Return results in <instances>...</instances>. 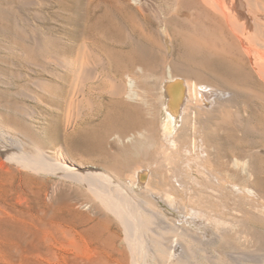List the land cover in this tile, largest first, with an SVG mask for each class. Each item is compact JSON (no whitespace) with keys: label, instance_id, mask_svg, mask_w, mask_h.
<instances>
[{"label":"bare ground","instance_id":"6f19581e","mask_svg":"<svg viewBox=\"0 0 264 264\" xmlns=\"http://www.w3.org/2000/svg\"><path fill=\"white\" fill-rule=\"evenodd\" d=\"M48 1L58 5L63 34L51 36L36 25L32 30L25 26L15 41L36 50L41 59L29 60L30 69L48 76L39 79L46 85L42 99L66 112L61 136H68L93 113L97 90L99 96L107 95L104 127H86L74 134L73 148L93 152L91 144L97 141L98 151L109 156L117 171H126L127 182L97 164L77 162L59 148L54 155L46 149L27 155L15 138L17 132L8 129V140L0 134V151L33 169L82 181L102 194L114 184L136 200L134 207L148 219L153 217L155 225L146 232L150 222L142 223L137 213L131 217L135 208L120 202L127 221L123 234L104 215L81 213L79 204L89 201L84 204L65 191L59 180L43 183L24 188L19 207L0 197V264H26L31 246L61 247V237L79 251L81 233L96 241L95 257L83 264H120L121 259L110 258L109 252L122 253L118 242L131 238L149 249L155 241L167 254L164 264H185V236L209 245L223 241V257L231 264H264V251L237 247L253 246L251 232L242 227L245 220L264 222V0L171 1L160 24L140 0ZM37 3L42 1L20 0L19 7ZM174 17L184 24L203 22L207 31L172 29ZM175 37L184 48L180 59L174 57ZM215 58L245 73L235 82L212 83L203 73ZM7 119L22 126L26 120ZM129 151L140 158L124 157ZM136 188L154 200L168 201L178 217L169 219L164 210L151 209L136 195ZM161 229L173 234L162 237ZM132 250L135 254L134 246Z\"/></svg>","mask_w":264,"mask_h":264},{"label":"rangeland","instance_id":"374dc122","mask_svg":"<svg viewBox=\"0 0 264 264\" xmlns=\"http://www.w3.org/2000/svg\"><path fill=\"white\" fill-rule=\"evenodd\" d=\"M40 1H42V3H37L39 5L36 6L34 5L33 7L31 6L21 9L19 7L20 0H0V134L2 137L3 136L5 137V135L7 137L8 130H11L14 133L17 132L15 135H17L18 138L15 135L13 136H15L16 140H18L23 145V146L21 145V147L26 151L24 152L27 155L36 156L39 154L40 150H45V149H46L45 151H48V153L54 155L55 152L57 153L59 148V150L60 149L63 151L65 150L64 154L67 153L65 154L66 156L75 159L77 162L87 163V164L88 163L97 164L100 166L101 169H104L105 171L108 170L107 172L109 171L110 172L113 171L114 173L116 172L113 176L111 175L112 177L118 176L120 180H122L123 182L125 181L127 182L126 179L127 177H125L126 174L124 173L126 171L124 172L122 170L119 171V169L117 171V167H115L112 164V162L109 159V156L98 151L97 141H94L91 144V145L94 144V147L97 149V150L95 149L93 152L82 153L75 151L73 148L72 138L76 135L77 132L81 131L86 127L97 128L98 130L104 127L101 123L104 122L108 111L107 109L108 107L106 104V99H107L106 94L103 96H99L101 91L97 90V94L95 95V100H96L95 109L93 113L88 117H86L84 121H79V123L76 125L74 130L70 131L71 133L68 136H63V135L61 136L60 134L63 131V126L65 124L63 117L67 116L66 112H63V110L59 111L57 107L55 109L51 108L52 106H50L45 99H42V97H44L47 94V92L44 91L46 90V85L45 84L42 85L44 87L43 90V87L41 86L40 83L41 80L39 79L41 77L47 78L48 76L45 73L40 72L41 70H39V73L33 72L30 69L31 64H29V60L41 61V59L38 56L36 50L33 51L34 50L33 48L32 49L27 48L15 41L17 35L23 34V27L25 28V26L28 30L30 29L32 30L33 27L36 25L41 29V31L43 30L42 32L44 33L46 31L49 32L51 31V36L52 35L55 36L56 34L57 35L63 34L64 22L60 16L61 14L58 9V5L48 0H40ZM128 1L131 2V0ZM140 1L142 3V6H144L146 11L153 18L154 22H156V24H160L162 23V21H164V19L168 14V6L171 5L172 2L173 4L176 3L177 0H168V1L140 0ZM159 20L161 22H159ZM170 22H171L170 27L172 29L176 28V26L178 28L179 27L181 28L183 27L184 29L188 28L190 32L195 34L196 33L201 34L207 31L203 22L202 23L200 22L198 25H193V24L191 25L189 23L184 24V22L180 21L177 17L171 19ZM160 27L163 26L161 25ZM48 35L50 36V33H48ZM173 52H174V57L176 59H180L183 56L184 48L182 45V41L180 40V37H177L175 40V47ZM205 67L204 69L206 71L205 73H203V75L207 77L208 80L212 83H217L218 81L235 82L241 78V75H243V73H245L243 69L242 72L240 71L241 69L237 71L235 66L232 67L231 65H228L217 58L212 59L209 63L205 65ZM40 86L42 87V89ZM44 100L46 103L44 102ZM23 111H27L28 113L26 112V114L24 113L25 114L24 115L22 113ZM60 112L65 115L60 114ZM256 112L258 113V114L256 113L258 117H262L260 111L256 110ZM22 114L24 116H22ZM60 115L61 117L63 116L61 121H60L61 117L59 118ZM7 116L8 117L10 116L12 118L21 117L26 120H23V122H25L23 126L14 123L11 124V122H9V120L7 119ZM6 137L5 139L8 140V137L7 138ZM106 145H107L106 146L107 149H109L108 147L109 141L106 142ZM127 155L129 156L132 155L133 157L136 155L134 158H140L138 157L137 154L135 153L133 154L131 151L124 154L123 156L126 157ZM110 167L114 168L115 170L113 169L111 170ZM117 172L120 173L118 174ZM111 174L113 173L111 172ZM58 180L60 181L61 187L65 191L71 192L72 194H75L78 197H80L81 201L83 203L85 202L84 204H86L89 201V205L79 204L78 209H80L81 213L83 214L89 213L91 214V216L94 217L99 215L100 216L104 215V217L109 219V224H112L111 225L112 228L118 229L123 234L125 233L123 232L124 224L127 223V221H123L125 220V218L122 215L118 203L120 204L121 202L124 206L130 205L131 207L133 206V208H135L134 203L137 201L131 199V197L129 196L126 197L124 190H122L121 188L114 187L115 186L114 184L112 185L110 184L108 185L110 187V188L108 187L109 189L108 194H102L96 188L94 187L92 188L82 181L74 180L68 177L59 178L57 177V175H54V173L33 169L32 167H29L25 163H22V161L18 163L16 160L9 159L7 155H5L0 151V197L6 199L7 202H11L12 206H17V207L20 206V203L18 201L20 200V193L24 188H38V186L41 187L43 183L48 184ZM136 190H137L136 195L137 196L140 195L139 197L142 198V200L145 199L144 200L145 203L147 202L146 204L149 207L151 206L150 207L151 209L159 212H162V210H164L163 212L168 214L166 216H168L169 219H171L173 216L176 218L178 217L177 215H175V212L170 208L171 206L169 205V202L165 201V199L162 198L160 200H154L149 195L143 193V191H141L140 188L138 189L136 188ZM126 200L127 201L129 200V202H127ZM151 203L153 204V206L154 203H156L157 204L155 205L156 208L155 207L152 208ZM187 203L189 207L192 206L191 202L188 201ZM167 204L169 207L167 206ZM107 206H109V209ZM91 208L92 210H90ZM116 209L118 212H116ZM136 213L137 215H139V219L143 220L142 223L150 222L146 226V230L143 229L146 232L147 230L150 231L151 226L155 225L153 222V217H150V219H148L147 218L148 215L144 211L142 212V210L140 211L137 208H135V212H132V214L129 215L131 217L135 215L136 217ZM146 224H143L144 228ZM188 225L194 227L190 223H188ZM242 227H245L247 231L251 232L253 237L252 238L253 246L249 247L243 245L242 243H238L237 247H239L240 245L238 250L239 251L256 250L257 252L262 250V252L260 251L259 253H263L264 247L262 249V246H264V244L262 243H264V222L245 220ZM160 234L162 235V237L165 236L168 237L173 233L171 234L169 229L165 231L161 229ZM88 236L90 235L88 234L85 235L84 233L83 234L81 233L79 235L80 241L83 243L82 248L79 249V251L77 249H73L69 247L67 243L68 238L66 237H65L66 239L64 237L60 238V240H62L60 245L62 248L59 247V245L54 246L53 248H45L40 246L38 249L35 248L34 246H31V248H29L31 253L29 254L28 259H26L25 263L26 264H80V263L83 264V262L87 261V259L88 260L92 259L96 255V252L93 253V248L96 244L95 243L96 241L95 239L94 241H92L93 237L91 238V236L90 237ZM185 237L187 238L188 236ZM8 238H13V236H10ZM85 238L86 240H84ZM186 238L184 239L186 254L185 257H183L185 264H214L213 261L218 264H231L227 262V260L225 261V258L223 257V251L225 250V248H222L223 241L216 242L215 243L216 245L214 243L212 244L210 243L209 245V243H203L200 240L197 241L196 239L190 237L187 238L188 240L186 241ZM89 239L93 243L90 242ZM189 239L190 241L193 240L191 244H188L190 243ZM130 241L129 242L124 240L119 241L117 245L118 250L123 252L122 253H120L119 251L112 253L109 252L110 254L109 257L111 256L110 258L113 257V259L120 258L121 259L119 260L120 264H161V263L164 264L163 260L167 257V254H165L164 253L165 251H162V249L161 250L158 249L157 244L155 245V241L152 242L153 244L152 249H149L148 247L145 248L143 242H139V240L137 239L133 240L131 238ZM8 243L9 240H7L6 245ZM62 243L65 244L67 243V244L65 245ZM133 246L136 248V250H134L135 254H133V250H132ZM57 247L58 249H56ZM160 251H162V253ZM212 252L217 254V256L219 257L213 258ZM119 254H121V256H119ZM215 258H217V260L218 259L221 260L217 261ZM242 263L252 264L251 262H247V261H243Z\"/></svg>","mask_w":264,"mask_h":264}]
</instances>
